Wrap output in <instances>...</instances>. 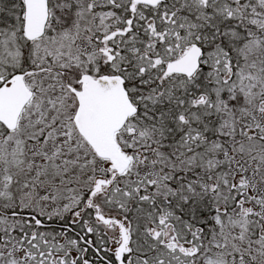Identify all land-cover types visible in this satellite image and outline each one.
Returning <instances> with one entry per match:
<instances>
[{
    "label": "snow or ice",
    "instance_id": "6c2138e0",
    "mask_svg": "<svg viewBox=\"0 0 264 264\" xmlns=\"http://www.w3.org/2000/svg\"><path fill=\"white\" fill-rule=\"evenodd\" d=\"M0 264H264V0H0Z\"/></svg>",
    "mask_w": 264,
    "mask_h": 264
}]
</instances>
